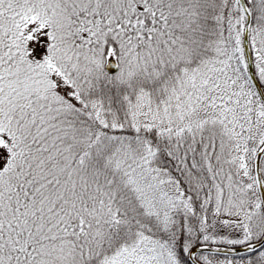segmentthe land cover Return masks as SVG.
Instances as JSON below:
<instances>
[{
    "label": "snow or ice",
    "instance_id": "1",
    "mask_svg": "<svg viewBox=\"0 0 264 264\" xmlns=\"http://www.w3.org/2000/svg\"><path fill=\"white\" fill-rule=\"evenodd\" d=\"M0 264H264V0H0Z\"/></svg>",
    "mask_w": 264,
    "mask_h": 264
}]
</instances>
